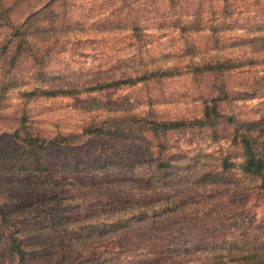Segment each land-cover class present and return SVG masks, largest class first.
I'll list each match as a JSON object with an SVG mask.
<instances>
[{
	"label": "rangeland",
	"instance_id": "obj_1",
	"mask_svg": "<svg viewBox=\"0 0 264 264\" xmlns=\"http://www.w3.org/2000/svg\"><path fill=\"white\" fill-rule=\"evenodd\" d=\"M0 264H264V0H0Z\"/></svg>",
	"mask_w": 264,
	"mask_h": 264
},
{
	"label": "trees",
	"instance_id": "obj_2",
	"mask_svg": "<svg viewBox=\"0 0 264 264\" xmlns=\"http://www.w3.org/2000/svg\"><path fill=\"white\" fill-rule=\"evenodd\" d=\"M38 13H31L27 16V18L18 26V29H23L24 27H26L27 25H31L35 15H37ZM12 62V61H11ZM184 123L181 122H177L173 125L174 128H178L181 126H184ZM247 167H249L250 169H261L262 168V161H256L255 159H249L248 160V164Z\"/></svg>",
	"mask_w": 264,
	"mask_h": 264
}]
</instances>
